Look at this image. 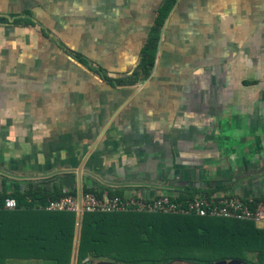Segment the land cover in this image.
<instances>
[{
    "label": "crops",
    "instance_id": "1",
    "mask_svg": "<svg viewBox=\"0 0 264 264\" xmlns=\"http://www.w3.org/2000/svg\"><path fill=\"white\" fill-rule=\"evenodd\" d=\"M30 1L0 0V16L30 11L36 23L0 24L21 31L0 37V189L13 178L22 189L44 181L78 193L152 197L166 185L221 186L216 192L264 199V129L252 128L259 117L252 109L242 117L250 129L237 130L235 123L238 59H250L252 67L251 59L264 58V0H177L152 71L134 92L136 83L111 86L69 51L111 78L128 76L163 0H56L49 7L56 27L88 35L99 48L91 56L51 34ZM106 42H115L112 54L99 52ZM97 55L105 62H96ZM109 56L114 69L105 65ZM212 67L225 75L216 87L206 78ZM224 88L228 96L218 97Z\"/></svg>",
    "mask_w": 264,
    "mask_h": 264
},
{
    "label": "trees",
    "instance_id": "2",
    "mask_svg": "<svg viewBox=\"0 0 264 264\" xmlns=\"http://www.w3.org/2000/svg\"><path fill=\"white\" fill-rule=\"evenodd\" d=\"M176 2L163 0L140 50L139 63L126 77L111 78L83 55L73 51L69 54L111 86H130L141 76L147 79L154 66L161 29ZM0 24L36 27L30 11L22 15H1ZM41 32L45 35L43 30ZM221 188L204 191L216 192ZM103 191L84 189V192L99 195ZM107 193L109 196L122 195L110 189ZM66 194L61 184L47 188L44 181H29L22 189L20 181L3 180L0 189V264H8L10 260L72 264L74 259L75 264H210L219 261L264 264V227L252 222L193 215L86 213L78 225L73 213L39 209ZM7 198L16 201L15 210L4 209Z\"/></svg>",
    "mask_w": 264,
    "mask_h": 264
},
{
    "label": "built area",
    "instance_id": "3",
    "mask_svg": "<svg viewBox=\"0 0 264 264\" xmlns=\"http://www.w3.org/2000/svg\"><path fill=\"white\" fill-rule=\"evenodd\" d=\"M60 199L48 201L39 206L47 212L73 213L77 218L86 213L114 214H173L193 215L197 217L233 219L248 221L258 227H264V201L254 202L240 196L223 192L198 191L190 193L185 189L171 190L163 188L152 197L141 195H112L102 192L68 193ZM29 201V200H28ZM16 201L7 198L4 209L15 210Z\"/></svg>",
    "mask_w": 264,
    "mask_h": 264
},
{
    "label": "rangeland",
    "instance_id": "4",
    "mask_svg": "<svg viewBox=\"0 0 264 264\" xmlns=\"http://www.w3.org/2000/svg\"><path fill=\"white\" fill-rule=\"evenodd\" d=\"M35 0H31L30 1V5H33L35 8L39 9L40 11V17L39 23L43 24V20H44V26L47 27V29H49L48 31H50L51 34H53L55 37H59L61 40H63L64 44L70 48L71 50H75L78 51L82 54L86 53L87 55L91 56L89 53L95 52L96 50L99 49L97 48V43L94 45V43H92V41H88V38L86 36V34H77L76 33V28L77 27H69L67 25H58V27H56V19H54V15H50L52 12V9H50L51 7H56V0H46V1H38L34 3ZM34 3V4H33ZM50 7V8H49ZM4 10V9H3ZM41 18V19H40ZM50 18V19H48ZM52 19V20H51ZM54 19V20H53ZM54 21V22H52ZM15 29L13 27H8L6 29H0V37H12L14 36L15 33H20L21 31H15L12 30ZM29 33H36L38 30L36 28L32 29L29 28ZM58 30V31H56ZM23 32V31H22ZM25 32V31H24ZM19 37H23L24 35H18ZM72 39L73 41H69V39ZM76 39V40H75ZM115 45V42H106L103 44L104 49H102V52L104 54H106L107 51L108 54H112V50H109V48H112V46ZM97 49H96V48ZM107 49H106V48ZM78 48V49H77ZM96 49V50H93ZM93 50V51H92ZM89 52V53H88ZM107 54V56H108ZM96 59H94L96 62H105L104 58L103 59H97L98 55L95 56ZM239 61V65L237 67V71H236V99H237V103H241V106H238L237 108V116H236V129L237 130H244V129H250L249 126V119L245 122H242L243 120V115L246 116L247 112L250 111L252 109V113L257 114L259 117L258 118H254V121L252 123V128L254 130H263L264 129V120L260 119L261 115H264V58H253L251 59V63H252V67H249V62L250 59H247V62H245V59H238ZM115 64V60L109 56V58L106 59V66L109 68H115L113 65ZM132 66V65H131ZM211 70H207L208 73V77L212 78V81H214L212 84L214 87H216V83L218 84V82H221L222 79L225 77V75H221L217 72V70L212 67L210 68ZM210 71V72H209ZM78 75L80 74L79 72L77 73ZM113 74V73H110ZM227 77V76H226ZM226 80H228V78H226ZM243 81H247V84H244ZM144 81V79L142 78V76L140 77L139 81L136 82L135 85H133V87H131L130 89L134 92L138 89V87H140V84H142ZM213 87V88H214ZM228 88H224L221 89V91L217 92V96H224L227 97L228 96ZM14 92H20V91H8L9 94H12ZM220 92H222L220 94ZM264 118V117H261ZM243 172H241L242 174ZM12 181L16 180L11 178ZM169 188V185H166L165 187H160L159 189H163V188ZM197 187V186H196ZM176 187L170 188L171 190H176ZM198 188H200L198 186ZM160 191V190H159ZM158 191V192H159ZM77 245V240L75 241V246ZM9 264H42L41 262H33V261H27V262H21V263H17V262H10ZM75 264V259L73 260V263ZM174 264H180V263H174Z\"/></svg>",
    "mask_w": 264,
    "mask_h": 264
},
{
    "label": "water",
    "instance_id": "5",
    "mask_svg": "<svg viewBox=\"0 0 264 264\" xmlns=\"http://www.w3.org/2000/svg\"><path fill=\"white\" fill-rule=\"evenodd\" d=\"M79 222H80V218H78V225H79ZM75 254H76V251L74 252V256ZM97 264H105V263L99 262ZM210 264H242V263L239 261H219V262L210 263Z\"/></svg>",
    "mask_w": 264,
    "mask_h": 264
}]
</instances>
